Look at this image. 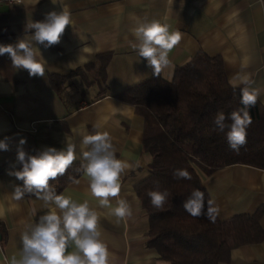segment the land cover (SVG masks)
Returning <instances> with one entry per match:
<instances>
[{"label":"crops","instance_id":"crops-1","mask_svg":"<svg viewBox=\"0 0 264 264\" xmlns=\"http://www.w3.org/2000/svg\"><path fill=\"white\" fill-rule=\"evenodd\" d=\"M60 6L70 11L73 24L59 44L37 45L48 63L44 77H30L27 70L14 69L7 54L0 56V140L7 138L10 146L0 151V264L19 258L21 234L48 211L35 196L13 198L14 187L22 182L8 172L21 167L16 161L19 140L26 138V152L37 155L45 147L62 149L66 137L76 145L73 163H83L82 135L97 128L110 133L117 157L131 165L121 181V198L129 203L131 216L117 222L101 208L88 192L83 172L59 194L88 200L98 211L110 264H170L147 244L149 218L135 191L150 173L151 157L142 145L144 121L133 105L115 98L153 76L134 48L139 41L133 30L140 22L158 20L180 31L182 39L160 73L164 79L170 80L176 67L202 51L222 59L232 85L244 87L239 76L248 74L251 87L264 90V0H60V5L21 0L0 5V43H15L24 36L27 22L43 20ZM53 77L59 78L56 84ZM258 101L264 105V94ZM201 180L221 221L264 206V169L231 164L201 173ZM259 223L264 229V214ZM68 250L75 251L74 245ZM150 253H156L151 261ZM219 264H264V240L232 249L229 261Z\"/></svg>","mask_w":264,"mask_h":264},{"label":"trees","instance_id":"trees-1","mask_svg":"<svg viewBox=\"0 0 264 264\" xmlns=\"http://www.w3.org/2000/svg\"><path fill=\"white\" fill-rule=\"evenodd\" d=\"M58 79L51 81L56 84ZM115 98L133 105L144 121L142 145L151 157L150 173L135 191L149 218L147 244L162 260L170 264H219L229 261L232 249L264 240L259 223L264 206L253 214H238L225 221L217 217L214 223L189 215L183 207L191 193L200 189L205 194L206 210L211 199L201 173L231 164L264 169V105L257 101L250 109L247 143L238 153L229 147V129L218 131L213 123L218 112L227 117L242 107L241 88L229 82L220 57L199 51L176 67L170 80L153 75ZM81 164L73 163L63 176L50 181L57 194L82 174ZM177 169H186L191 179L175 178ZM152 190L168 192L162 208L151 204L148 192Z\"/></svg>","mask_w":264,"mask_h":264},{"label":"clouds","instance_id":"clouds-1","mask_svg":"<svg viewBox=\"0 0 264 264\" xmlns=\"http://www.w3.org/2000/svg\"><path fill=\"white\" fill-rule=\"evenodd\" d=\"M39 2L34 0L35 5ZM51 3L60 5V0H51ZM72 24V15L67 7L46 12L43 20L27 22L24 36L15 43H0V56L7 54L13 68L27 70L30 77H44L48 63L37 45L49 48L59 44L66 28ZM133 32L139 41L134 45L138 56L144 58L153 75L159 77L163 68L170 64L169 53L182 39L180 31L170 30L168 23L151 20L140 22ZM79 38L83 40L81 36ZM239 83L244 85L241 88L242 107L227 117L223 111L218 112L213 120L218 131L229 129L226 138L229 147L237 153L247 143L246 130L252 123L250 109L264 94V90L251 87L253 81L248 74L240 75ZM226 120H231V124H226ZM26 142V138H21L16 147L20 169L8 172L9 176L22 182L14 187L13 198L19 201L25 194H32L44 202L48 211L21 234L20 255L19 258L13 256L11 264H110L111 254L101 238L98 211L90 206L88 200L77 202L71 196L57 194L50 185V181L63 176L77 159L76 145L65 137L66 146L62 149L45 147L37 155H29L24 148ZM81 148L84 161L81 168L87 178L90 195L101 208L108 209V214L117 222L131 216L129 203L121 198L122 176L131 165L117 157L110 133L97 128L92 134H83ZM9 150L7 138L0 140V151ZM173 176L191 179L186 169L175 170ZM204 195L200 189L194 190L184 201V210L193 217L203 216L214 223L219 209L212 200H208L205 210ZM148 196L151 204L159 209L167 202L168 192L152 190ZM73 245L75 251H69ZM155 256L156 253H150L147 259L151 261Z\"/></svg>","mask_w":264,"mask_h":264},{"label":"built area","instance_id":"built-area-1","mask_svg":"<svg viewBox=\"0 0 264 264\" xmlns=\"http://www.w3.org/2000/svg\"><path fill=\"white\" fill-rule=\"evenodd\" d=\"M21 0H0V5L5 3L8 5H15L17 3H19Z\"/></svg>","mask_w":264,"mask_h":264}]
</instances>
